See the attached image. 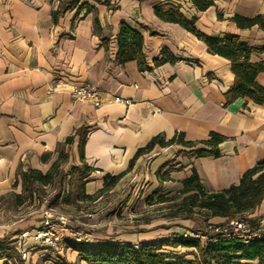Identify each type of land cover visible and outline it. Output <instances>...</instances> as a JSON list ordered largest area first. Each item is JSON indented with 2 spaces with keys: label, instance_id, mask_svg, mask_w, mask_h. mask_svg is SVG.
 Segmentation results:
<instances>
[{
  "label": "crops",
  "instance_id": "obj_1",
  "mask_svg": "<svg viewBox=\"0 0 264 264\" xmlns=\"http://www.w3.org/2000/svg\"><path fill=\"white\" fill-rule=\"evenodd\" d=\"M81 1L93 10L84 14L82 9L75 16V5L53 21L51 12L59 0H0V237L6 236L7 241L22 243L23 247L34 243L32 237L24 235L21 241L18 237L33 227L26 218L3 219L1 200L27 193L32 185L25 188L19 171L46 173L59 149L67 153L59 170L71 174V167L81 164L79 136L74 134L79 127L85 135L83 162L92 168L85 177L83 192L92 198L102 188L103 176L125 171L137 148L156 134L169 139L181 131L189 141L206 139L211 131L227 137L219 144L218 157L196 156L194 149L176 145L154 146L135 159L131 168L145 159L154 172L164 166L162 173L167 172L170 179L163 184L179 189L192 168L206 189L220 190L238 183L245 170L264 158V103L237 98L225 105L224 93L233 83L229 61L209 53L194 34L153 12L156 4L163 10L176 7L187 19L194 17V26L208 35L237 34L249 45L261 47L264 29H239L229 18L234 14L264 15V0H213L214 4L203 11L190 0ZM120 22L142 34L150 70L140 71L135 60L123 64L115 61ZM103 38L108 39L107 44L102 43ZM162 48L169 49L178 60L153 67L152 58L160 56ZM250 58L264 60V53L253 52ZM256 80L264 84V71ZM81 84L98 87L103 104L97 107L74 101L71 86ZM114 97L132 103L126 105ZM70 135L71 142L65 144ZM49 184L38 183L43 188ZM29 193L27 199L34 191ZM99 211L95 208L79 221L98 231L92 243L133 244L179 232L165 233L161 228L119 232L112 226L104 227L106 222L99 218ZM251 215L264 223V203ZM64 247L62 263L87 264L76 251ZM23 263L46 264L38 259L37 252ZM253 263L239 260L235 264Z\"/></svg>",
  "mask_w": 264,
  "mask_h": 264
},
{
  "label": "trees",
  "instance_id": "obj_2",
  "mask_svg": "<svg viewBox=\"0 0 264 264\" xmlns=\"http://www.w3.org/2000/svg\"><path fill=\"white\" fill-rule=\"evenodd\" d=\"M192 5L199 11L213 5V0H190ZM76 5L75 16L85 9L84 14L93 10L86 2L81 0H59V5L52 10L53 21L59 14ZM154 14L161 20L179 24L187 31L194 34L206 45L209 53L221 56L229 61V68L233 74L232 86L224 93L225 105L230 104L237 98H249L257 104L264 103V84L256 80L258 73L264 71V60L252 61L250 56L253 52L264 53V46L254 47L241 40L237 34L225 33L222 36L208 35L194 26L195 18L187 19L176 7L163 10L162 6H153ZM218 18H222L217 13ZM239 29L256 26L264 29V15L243 16L234 14L229 18ZM98 30V20L94 19V31ZM116 53L115 61L123 64L135 60L140 71L150 70L146 64L143 52V36L126 22H120L115 36ZM108 39L103 38L102 43L107 44ZM160 56L152 58V66L157 67L166 62L174 63L178 60L169 49L162 48ZM74 134L79 136L78 151L81 164L72 166L70 173L77 171L81 195L91 199L90 195L83 192L85 177L92 170L83 162V146L85 135L83 128L79 127ZM227 139L217 132L211 131L206 139L189 141L181 131H176L172 137L166 139L163 134H156L142 147L137 148L134 156L130 159L127 169L115 175L105 174L101 190H106L115 185L128 171L135 159L150 152L154 146L167 147L180 145L184 148L194 149L196 156L211 155L220 156L219 144ZM72 135L67 136L65 144H69ZM197 145L202 147L195 149ZM67 158V153L62 149L58 151L57 159L52 163L46 173L39 170L28 169L19 171V175L25 185L35 183L49 184L54 175L59 177L60 164ZM164 166H160L156 174L160 181L169 180V174L165 172L160 176ZM182 187L177 192L179 201L176 205L185 217L195 213L204 215L205 226L210 230L202 232L205 236L203 241L198 237H184L180 234L170 235L168 238L156 239L148 242L124 243L119 241H103L99 243L68 240L67 246L77 252L78 258L87 264H235L239 260L254 261L253 264H264V235L252 236L244 240L240 233L234 232L231 220L241 219L249 232H254L260 227L257 216L251 214L264 203V158L257 160L251 167L245 170L238 183L232 184L220 190L206 189L194 168L191 174L184 178ZM161 201L166 200L160 196ZM219 217L220 222L212 223L211 218ZM190 248L187 252H173L164 247ZM16 246L9 241L0 239V264H24L19 258ZM190 255V258H185ZM64 264V263H58Z\"/></svg>",
  "mask_w": 264,
  "mask_h": 264
},
{
  "label": "rangeland",
  "instance_id": "obj_3",
  "mask_svg": "<svg viewBox=\"0 0 264 264\" xmlns=\"http://www.w3.org/2000/svg\"><path fill=\"white\" fill-rule=\"evenodd\" d=\"M178 152L180 151L178 150ZM152 169L148 159L142 160L124 174L115 185L106 190L99 189L95 197L91 199L82 197L77 171L68 175V172L63 171V168H61V174H63L61 178L57 173L46 188L35 183L29 187L30 189L25 194L17 195V197L9 195L3 197L1 200L3 219L10 221L20 217L26 218L33 227L31 230H25V233L18 237V240L21 241L24 235L31 236L34 242L32 245L23 247L22 243L19 245L13 240L9 242L18 246V255L23 262H29L30 255L37 252L38 259H42L43 263L58 264L48 262L49 257L62 263L64 246L68 244V240L83 241L86 237L89 238L88 242L96 240L94 232L98 231L94 230L95 227L82 226L79 223L86 216L85 214L91 213L95 208L100 209L99 218L106 222L104 227L112 226L114 229H119V232L161 228L165 233L169 230H176L179 231L177 233L179 234L183 231L206 232L210 230L205 226L202 213L198 212L190 217H185L183 213L179 212L180 209L176 205L179 201L177 198L179 188H175V185L163 184V181L159 180L156 172ZM162 172L160 176L164 174ZM31 191H34V195L27 199ZM160 196L165 197L166 200L161 201ZM16 205H19L20 208H17ZM46 213L53 217L60 214L67 216L69 219L68 228L80 232L81 237L86 236L84 239L78 240L70 235L67 237L68 240L55 241L52 244H48L41 238H36L35 230L43 225V221L47 218ZM219 221L216 218L210 219L212 223ZM7 238L6 236L0 237L5 241ZM164 249L173 252H187L185 247L181 246L164 247ZM23 252L25 256L22 255ZM58 252H61V255Z\"/></svg>",
  "mask_w": 264,
  "mask_h": 264
},
{
  "label": "built area",
  "instance_id": "obj_4",
  "mask_svg": "<svg viewBox=\"0 0 264 264\" xmlns=\"http://www.w3.org/2000/svg\"><path fill=\"white\" fill-rule=\"evenodd\" d=\"M70 96L74 101L89 102L97 107L103 104V98L100 90L98 87L90 84L72 85L70 89ZM114 100L123 102L126 105L132 103L131 100L119 97H114ZM46 214L47 218L43 221V225L35 230L36 238H41L48 242V244H52L55 241L68 240L67 237H70V235H73L78 240H81L82 238L84 239L86 236L84 235V237H81L80 232L68 228L69 219L67 216L60 214L53 217L50 216L49 213ZM230 224L232 225L233 231L240 233L244 240H247L252 236L264 235V223H262V221H260V227L254 232H249L247 226L241 219L231 220ZM179 234L184 237H198L202 239L201 241L205 239L202 232L183 231ZM83 241H89V238L86 237ZM22 255L25 256V253L23 252ZM48 262L59 263L58 260L51 257L48 258Z\"/></svg>",
  "mask_w": 264,
  "mask_h": 264
}]
</instances>
